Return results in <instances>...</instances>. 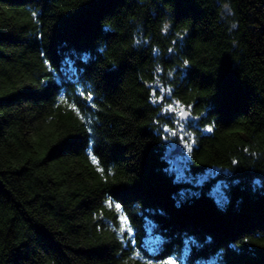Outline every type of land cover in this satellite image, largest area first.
<instances>
[{"label":"trees","instance_id":"16d2710c","mask_svg":"<svg viewBox=\"0 0 264 264\" xmlns=\"http://www.w3.org/2000/svg\"><path fill=\"white\" fill-rule=\"evenodd\" d=\"M0 264H264V0H0Z\"/></svg>","mask_w":264,"mask_h":264},{"label":"water","instance_id":"95a60500","mask_svg":"<svg viewBox=\"0 0 264 264\" xmlns=\"http://www.w3.org/2000/svg\"><path fill=\"white\" fill-rule=\"evenodd\" d=\"M186 113L182 111L181 119L186 117ZM183 143L181 141H172L169 143L168 147L165 150L166 158H171L174 165L177 164L176 157L183 151Z\"/></svg>","mask_w":264,"mask_h":264},{"label":"rangeland","instance_id":"374dc122","mask_svg":"<svg viewBox=\"0 0 264 264\" xmlns=\"http://www.w3.org/2000/svg\"><path fill=\"white\" fill-rule=\"evenodd\" d=\"M183 142V147L184 150L182 153H180L175 159L177 161V167H178V171L180 172L181 175L184 174V172L186 171L185 169H187V152H188V145H186ZM219 191L217 190V193Z\"/></svg>","mask_w":264,"mask_h":264},{"label":"snow or ice","instance_id":"6c2138e0","mask_svg":"<svg viewBox=\"0 0 264 264\" xmlns=\"http://www.w3.org/2000/svg\"><path fill=\"white\" fill-rule=\"evenodd\" d=\"M211 130H212L211 128L208 129V131H211ZM93 162H95V160Z\"/></svg>","mask_w":264,"mask_h":264}]
</instances>
